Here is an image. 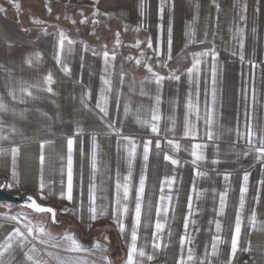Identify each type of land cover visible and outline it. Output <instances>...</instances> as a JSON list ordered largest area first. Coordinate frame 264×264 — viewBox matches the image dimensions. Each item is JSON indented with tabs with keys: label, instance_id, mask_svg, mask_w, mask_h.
<instances>
[{
	"label": "crops",
	"instance_id": "crops-1",
	"mask_svg": "<svg viewBox=\"0 0 264 264\" xmlns=\"http://www.w3.org/2000/svg\"><path fill=\"white\" fill-rule=\"evenodd\" d=\"M194 1L196 15L213 17L222 14L226 38H179L174 35L169 49V26L175 34L180 28L163 21L164 16L171 12L176 16L181 12L186 14L190 8L187 0H166L163 19L159 13L161 0H144V16L139 10L141 0H0L3 9L0 11V99L8 105L7 112H0V122L4 125L0 134L8 137L0 140V147L9 149L6 155H0V184H4L9 192L30 194L55 210L54 223L49 214H36L19 205L0 203V243L14 227H20L27 235L23 227L27 223L33 227L34 235H39L35 230L41 226L57 238L70 232L88 250L73 255L88 260L89 264L92 261L107 264L102 256H107L111 264H125L131 243L136 189L144 174L145 193L137 246H145V252L153 259L149 261L138 254L135 259L142 260V264H176L181 256L180 236L185 234L183 218L189 213L188 198L191 195L188 235L193 243L185 245L183 255L186 257L191 247L197 258H203L207 251L211 264H225L231 256V235L239 208L240 187L244 183L243 173L247 171L250 175L241 235L232 264H264V183H261L264 181V164L257 161L255 151L248 156L242 155L251 147L246 127L248 116L257 133L256 146H259V134L264 133V0H205L203 6V0ZM235 15L245 17H240L244 25L242 34L247 32L243 38V60L240 58L241 38H234ZM61 32L74 41L69 45L66 40L61 51L62 64L70 69L68 73L55 58L60 51ZM149 40L152 48L148 47ZM137 41L140 42L138 46ZM157 48L159 56L154 51ZM105 51L109 53L107 71ZM36 53H39V59ZM113 55L115 59H112ZM29 57L31 63H28ZM197 60L200 63L189 74L187 69L193 68ZM146 64L164 77L161 86L156 85ZM213 65L216 67L214 104ZM49 73L53 79L51 85L44 79ZM172 75L180 79H172ZM102 76L111 81L112 89L105 91L108 97L106 117L96 107L101 89L108 87ZM141 81H144L143 85ZM21 87L28 88L32 96L21 93ZM48 87L52 92L47 91ZM142 89L144 95H141ZM10 91L16 99L9 95ZM157 95L160 96L161 119L159 132L153 133L150 125H141L137 118L151 121L152 109L157 107ZM189 99L191 109L187 107ZM125 104L130 109L127 116ZM206 105L214 109L211 126L214 138L211 140L206 134ZM186 114L192 132L188 136L184 135ZM108 123L120 129L122 136H131L136 142V156L131 165L130 145L110 133ZM13 127L15 131H11ZM78 128L82 129L79 133ZM93 132L97 134L95 171L92 168ZM69 137L73 139L71 201L67 199ZM157 140L161 145L159 149L155 145ZM169 140L177 142L179 149H174ZM42 141L46 142L43 149ZM145 141H152L146 165L143 159ZM194 144L207 145L196 149L204 156L196 164L192 163ZM13 146L19 148L15 163L10 154ZM165 153L178 163L173 165L170 160L166 161ZM213 160L219 162L214 164ZM197 172L206 175L200 176ZM129 173V199L123 201L122 189L120 192L121 207L127 203L129 212L113 216L116 183L119 180L123 185ZM225 174L229 175L227 181ZM42 182L43 189L40 187ZM93 182L98 189L96 204L105 211V215L95 220L89 218L88 211L89 188ZM224 191H227V207L225 215L218 217L219 197ZM161 195L165 197L162 202ZM157 203L170 209L165 230L157 241L167 247L159 250L152 246ZM253 209L257 220L255 228L248 222ZM11 216L17 219H8ZM217 219L222 224L220 233L215 228ZM118 220L125 225L123 233ZM160 220L165 223L163 214ZM145 222H150L148 227L144 226ZM216 235L221 237L219 252L217 256H211ZM18 240L12 241L13 248L5 255V264H11L13 257L15 264H27L24 254L30 252L32 245L38 250L47 247L41 245L39 239L28 237L21 248ZM96 243L104 246L106 251L96 250ZM249 247V251L243 250ZM47 250L65 255L61 249ZM32 254L55 264L46 252Z\"/></svg>",
	"mask_w": 264,
	"mask_h": 264
},
{
	"label": "snow or ice",
	"instance_id": "snow-or-ice-1",
	"mask_svg": "<svg viewBox=\"0 0 264 264\" xmlns=\"http://www.w3.org/2000/svg\"><path fill=\"white\" fill-rule=\"evenodd\" d=\"M165 3L166 0H161L160 2V6H159V13L161 16V19H163V13L165 10ZM15 7L18 9L19 5L16 4ZM50 10V9H49ZM139 10H140V14L141 16L145 15L146 12V5L144 0H141L140 4H139ZM245 10H246V5H245ZM0 11H3L2 8H0ZM95 15V13H93ZM241 19H245V17H241ZM83 22V21H82ZM36 23H40V21H36ZM95 23V21H94ZM171 26H169L168 28V44H169V49L171 48ZM243 30L237 28V32L238 33H242ZM67 40V43L69 45H72L74 43V41L69 40L63 32L60 33V39H59V48L60 51L57 52L56 54V61L58 64H62V60H61V51L63 50L64 47V42ZM119 41H117L118 43ZM139 41H137V46L139 45ZM148 47L152 48V42L151 40L148 41ZM243 47H244V43H243V37L241 36L240 39V58L241 60H243L244 56H243ZM70 51V49H69ZM155 54L157 56L160 55L158 48L154 49ZM203 54H207V53H203ZM201 53H197L196 55H203ZM104 58H105V64H106V68L105 71H107V65H108V59H109V53L107 51H105L103 53ZM143 55V53H142ZM213 57L215 58V53L213 52ZM36 58L39 59V53H36ZM112 59H115V56L113 55ZM150 59V58H149ZM169 59H171V56L169 55ZM28 63H31V57L28 58ZM140 61L137 60V64H139ZM157 63H159V61H157ZM200 61L197 60L195 62V64L193 65V68H189L187 69V72L189 74H191L195 68L196 64H199ZM165 67L167 66V64L165 63L164 65ZM145 67H147L148 72L151 73L152 77L155 79V83L157 86H161V83L164 79L163 76H160L158 73H155L152 69V67L150 65H145ZM62 70L65 73H68L70 71V69L67 67L66 64H62ZM123 73H121V80H123ZM212 83H213V90H212V101L213 104L215 102V77H216V67L215 65H213L212 68ZM172 79L175 80H179L180 77L177 75H172L171 76ZM45 83H47L48 85H51L53 82L52 79V75L49 73L45 78ZM104 85L108 86L107 89H101V94L100 97L97 99L96 102V107L99 108L100 112L103 113V116L106 117L108 116V109H107V103H108V97L107 95H105V91H111V81L109 79H105L103 76L101 77ZM146 80L148 78H145ZM141 85L144 84V81L140 82ZM29 87H35V85H30ZM21 93H26L28 96H32V92L28 90V88L25 87H21L20 89ZM48 92H52V88L48 87L47 88ZM144 91L143 89L141 90V95H144ZM9 95L12 96L13 99H16V96L13 92H9ZM156 99V104L157 107H154L152 109V115H151V121L144 119V120H140L139 118H137V122L140 123L141 125H150L151 127V131L153 133H158L159 132V121L161 119V116L159 115V108L158 105L160 103V96L157 95L155 97ZM23 102V101H22ZM84 107L87 108L88 105L84 104ZM187 107L189 109L192 108V103H191V99H189L188 105ZM8 111V105L2 100L0 99V112H7ZM14 111V110H13ZM124 111H125V115L127 116V114L129 113L130 109L129 106L127 104H125L124 107ZM139 111V109H138ZM213 112L214 109L211 106H207L206 105V112H205V124L207 126V136L208 138L211 140L214 138V133L211 131V126L213 124ZM103 118V117H102ZM170 119H173L174 122V118L170 117ZM197 119H199V114L197 111ZM3 123L0 122V129L3 128ZM247 137H248V143L251 146L248 150H245L242 155L243 156H248L250 154L251 151H255L256 153V159L257 161L261 162L262 164H264V133L259 134L258 139H259V146H256L254 143V139L257 138V133L255 131H253L252 125H251V117L248 116V121H247ZM107 128L110 130V133H114L118 138H122L124 141H127L128 145H130V149H128V156L130 157L129 159V165H131L132 159L135 158L136 156V142L133 140V138L131 136H122L121 130L116 128L114 126L113 123H108L107 124ZM11 131H15V128L13 127L11 129ZM82 129L78 128L77 132H81ZM191 128L190 125L187 121V114H186V121H185V131H184V135L188 136L191 135ZM240 135H244V134H240ZM96 138H97V134L95 132L92 133V141H93V150H92V168L95 171L96 170ZM8 137L5 135L0 134V140H7ZM44 143L46 142H41V149H43L44 147ZM118 145H119V139L117 141ZM152 143V141H145L143 143V159L145 161V165L147 164L148 161V157H149V151H150V144ZM168 143L170 145H172V147L176 150L179 149V144L177 142H175L174 140H169ZM156 148L159 149L160 148V141L157 140L155 142ZM207 145H201V144H194L193 147V152L192 155L193 157H195V159L192 161L193 164H196V162L198 160H203L204 156L202 153L198 154L196 149H200L202 147H206ZM67 147H68V194H67V199L68 200H72V147H73V139L71 137H69L67 139ZM9 152V149L0 147V155H6ZM19 153V148L17 146H13L10 149V154L13 160V163H15V159L16 156ZM41 165H43V161H44V156H43V152L41 153ZM164 159L166 161L170 160L171 163L173 165L177 164L178 161L173 159L171 156H169L167 153L164 154ZM219 161L217 160H213V163H218ZM197 175L203 176L206 175V173H202V172H197ZM249 175L250 173L245 171L243 173V181L244 183L241 185L240 187V199H239V208L236 211V216H235V228L234 231L232 232L231 235V256L229 257V260L225 262V264H232V257L235 256L238 247H239V239H240V235H241V225H242V212L243 209L245 207V194L248 191V179H249ZM13 176L15 177V171H13ZM131 177V173H129L128 176H126L125 179V183L123 185H121V183L119 182V180L116 183V207L113 209V216H117L119 214V216H123L128 214L129 212V207L127 203H123L122 207H121V196H120V192L122 189L123 192V201H127L129 199V192H130V185L128 183L129 179ZM95 177H93V181H94ZM224 179L227 181L229 179V175L225 174L224 175ZM145 181H146V176L144 174H142L140 176L139 179V187L136 189V194H135V208H134V216H133V224H132V229H131V243L129 244L128 247V254H127V260L125 262V264H142V260H138L135 259V257L138 256L141 258H144L146 256L147 260L151 261L153 259V256L151 254H147L145 252V246H137V231L138 228L141 226L142 223V210H143V199H144V193H145ZM169 186H171V181H168ZM261 183H264V181H262ZM41 189L44 188V184L43 182L40 185ZM97 185L93 182L90 184V188H89V218L91 220H95L98 216H103L105 215V211L98 207L96 204V199H97ZM61 195H63V193H61ZM43 198V196H42ZM165 197L163 195H161L160 197V201H164ZM169 201L171 200V197L168 198ZM257 203H259V195H257ZM189 203H188V208H189V213L187 216H184V229H185V234L180 236V246H181V256L180 258L177 260L176 264H196V262L198 261L199 264H211V260L209 259V254L205 253V256L203 258H197L193 248L189 247L187 252V256L185 257L183 255V251H184V247L185 245H190L193 243L192 238L188 235V227H189V217L192 214V196L189 195ZM28 201H30V203H27L26 206L31 208L32 210H34L37 213H52L53 214V222L55 223V211L54 209H52L51 207H45L42 206L41 204L37 203L32 197H28ZM227 207V191L221 192L220 193V197H219V210L216 212V215L218 217L225 215V209ZM169 207H165L163 206L162 203H157L156 205V221H155V225H154V231L152 232V239H153V248L154 249H161V247H167V245H161V243L157 242L161 236L162 233L165 230L166 227V222H167V218H168V214H169ZM161 214L164 215L165 218V223H162L160 220V216ZM148 215H151V202H149V206H148ZM174 218V217H173ZM8 219L15 221L17 219L16 216H11L8 217ZM248 222L249 224L255 228L256 224H257V220H256V211L255 209H253L251 216L248 217ZM150 222H145L144 226L148 227ZM191 223H195V221H191ZM0 227H2V225H0ZM24 229H26V233L27 235H25V232L21 230L20 227H14L12 229L11 232H9L7 234V236L5 237V241L3 243H0V264H5V255L7 253H9V251L13 248V240H16L17 238H19L18 243L19 246L22 248L25 244V241L28 239V237H32L33 239H39L40 240V244L41 245H46L47 247L41 250H38L37 247L35 245H32V248L30 250V252H27L24 254L25 256V261L27 262V264H51L50 260L40 256V255H33L32 253H38V251H43L46 252L47 257L52 258V260L55 261V264H89V261L81 258L78 255H73V254H79L81 252H85L88 251L86 249H84L82 247V245L80 244V242L75 238V236L73 234H71L70 232H65L63 234L62 237L57 238L55 236H52L50 233H48L44 227H39L37 228L35 231L37 233H39V235H34V230L33 227L30 226V224H24L23 225ZM118 227L121 230V233H123L125 231V225L122 222V220H118ZM215 228H216V232L220 233L222 231V224H221V220L217 219L215 221ZM168 235L169 237H171L172 232L171 229L169 228L168 230ZM41 237H46V239L41 238ZM105 239H107V237H105ZM221 241V237L219 235H216L213 237V242H212V252H211V256H217L219 249H218V243ZM51 248V249H61L63 250V252L65 253V255H60L57 253H54L52 251H48L47 249ZM94 248L96 250H101L103 249L104 251H106V248L102 245H100L99 243H96L94 245ZM244 251H249V248H245L243 249ZM101 259H103L104 261L107 262V264H111V262L108 260L107 256H102ZM11 264H15V258L13 257ZM91 264H96L95 261H92Z\"/></svg>",
	"mask_w": 264,
	"mask_h": 264
},
{
	"label": "rangeland",
	"instance_id": "rangeland-1",
	"mask_svg": "<svg viewBox=\"0 0 264 264\" xmlns=\"http://www.w3.org/2000/svg\"><path fill=\"white\" fill-rule=\"evenodd\" d=\"M173 2V0H171ZM197 2V1H196ZM221 2V1H220ZM206 3L205 0L202 1L203 4ZM187 5L190 6L188 8V11L186 14H182V12L177 16L171 12L170 15L164 16L163 21L170 22L173 24H176L180 30L176 32L175 30H172V37L176 35L179 38H213V39H221L226 38L225 31H223V16L221 13H218V15L215 16H208V15H196L194 13V7H195V1L194 0H187ZM205 6V5H204ZM172 7V5H171ZM170 7V8H171ZM202 8V7H201ZM173 8H171L172 11ZM193 10V12H191ZM241 15H235V31H234V38L240 39L241 36L244 38L247 36L238 33L237 28L241 29L243 25L242 20L240 19ZM180 18V20H178ZM212 18V22H210V19ZM176 27V28H177ZM242 30V29H241Z\"/></svg>",
	"mask_w": 264,
	"mask_h": 264
},
{
	"label": "water",
	"instance_id": "water-1",
	"mask_svg": "<svg viewBox=\"0 0 264 264\" xmlns=\"http://www.w3.org/2000/svg\"><path fill=\"white\" fill-rule=\"evenodd\" d=\"M28 197H32L37 203L41 204L42 206L51 207L49 205L41 203L40 201L37 200V198H35L34 196H32L30 194H19V193L9 192V191L5 190L4 184H0V203L19 205L22 208H26V209H28V210L32 211L33 213H36V214H49L50 219L53 221V214L52 213H37L34 210H32L31 208L27 207L26 204L30 203V201H28ZM52 209H54V208H52Z\"/></svg>",
	"mask_w": 264,
	"mask_h": 264
}]
</instances>
